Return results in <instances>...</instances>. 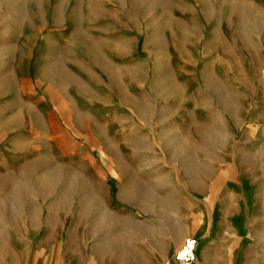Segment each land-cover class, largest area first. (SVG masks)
Returning <instances> with one entry per match:
<instances>
[{
    "label": "rangeland",
    "instance_id": "1",
    "mask_svg": "<svg viewBox=\"0 0 264 264\" xmlns=\"http://www.w3.org/2000/svg\"><path fill=\"white\" fill-rule=\"evenodd\" d=\"M240 179L264 0H0V264H222Z\"/></svg>",
    "mask_w": 264,
    "mask_h": 264
},
{
    "label": "crops",
    "instance_id": "2",
    "mask_svg": "<svg viewBox=\"0 0 264 264\" xmlns=\"http://www.w3.org/2000/svg\"><path fill=\"white\" fill-rule=\"evenodd\" d=\"M234 187L237 204L230 220L232 227H219L217 231L219 236L216 238L219 242L225 232L232 242V245L225 249V260L220 263L264 264V184L258 181L248 183L245 179H240L234 182ZM209 233L208 230L207 236ZM216 238L213 236V239H209L204 248L205 245L210 247L212 243H217ZM218 246L221 249V244ZM214 251L210 256L212 259H218L219 254Z\"/></svg>",
    "mask_w": 264,
    "mask_h": 264
},
{
    "label": "built area",
    "instance_id": "3",
    "mask_svg": "<svg viewBox=\"0 0 264 264\" xmlns=\"http://www.w3.org/2000/svg\"><path fill=\"white\" fill-rule=\"evenodd\" d=\"M196 253V240L192 237L185 238L177 251L175 252V260L178 264H194Z\"/></svg>",
    "mask_w": 264,
    "mask_h": 264
},
{
    "label": "bare ground",
    "instance_id": "4",
    "mask_svg": "<svg viewBox=\"0 0 264 264\" xmlns=\"http://www.w3.org/2000/svg\"><path fill=\"white\" fill-rule=\"evenodd\" d=\"M44 184V183H43Z\"/></svg>",
    "mask_w": 264,
    "mask_h": 264
}]
</instances>
